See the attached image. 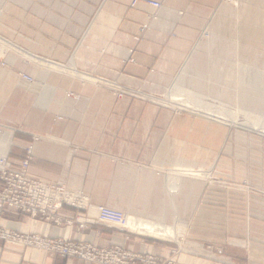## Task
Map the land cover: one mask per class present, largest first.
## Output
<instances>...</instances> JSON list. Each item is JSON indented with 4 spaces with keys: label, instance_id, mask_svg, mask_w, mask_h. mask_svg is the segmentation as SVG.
<instances>
[{
    "label": "crops",
    "instance_id": "crops-1",
    "mask_svg": "<svg viewBox=\"0 0 264 264\" xmlns=\"http://www.w3.org/2000/svg\"><path fill=\"white\" fill-rule=\"evenodd\" d=\"M72 1L55 10L61 17L39 6L22 10L19 41L0 29L26 63L24 55L37 63L19 64L34 80L28 84L14 58L0 57L7 64L0 69V129L9 130L0 135V155L18 166L31 147L32 179L81 191L93 206L153 230L176 224L184 231L174 242L125 241L114 229L56 228L7 209L0 227L101 249L121 246L174 264H264V135L177 114L176 105L153 98L119 101L111 91L157 98L188 73L227 86L244 78L246 101L258 103L264 0H238V8L224 0H149L160 4L157 11L132 9L131 0ZM77 15L88 18L77 22ZM205 170L222 184L189 174ZM60 215L81 213L63 208ZM0 264L86 263L0 242Z\"/></svg>",
    "mask_w": 264,
    "mask_h": 264
},
{
    "label": "built area",
    "instance_id": "built-area-1",
    "mask_svg": "<svg viewBox=\"0 0 264 264\" xmlns=\"http://www.w3.org/2000/svg\"><path fill=\"white\" fill-rule=\"evenodd\" d=\"M139 5L154 11L161 7L160 4L149 0H131L130 2L132 9ZM151 18L154 19V15ZM145 29L146 27L141 28L142 31ZM129 54L132 55V51H129ZM128 62L133 63V60L129 59ZM20 78L27 83H33L30 76L21 75ZM112 88L117 99L127 94L125 90L114 86ZM30 158L31 147L25 149V157L18 166L11 164L6 154L0 155V214L7 209L26 215L32 220L48 222L56 228L76 226L80 231L95 225L101 226L116 230L122 234L125 241L135 237L159 242H174L175 238L172 239L168 234L163 237L143 235L141 221L137 222L138 219L108 207L93 206L81 191L69 190L32 179L28 173ZM63 208L75 210L81 215L73 218L63 217L60 215ZM134 223L136 225L132 227ZM0 242L86 264H174L154 256L135 254L121 246L101 249L83 242L66 241L61 238L50 239L38 234H20L2 227H0ZM177 252L173 251L171 254Z\"/></svg>",
    "mask_w": 264,
    "mask_h": 264
},
{
    "label": "rangeland",
    "instance_id": "rangeland-1",
    "mask_svg": "<svg viewBox=\"0 0 264 264\" xmlns=\"http://www.w3.org/2000/svg\"><path fill=\"white\" fill-rule=\"evenodd\" d=\"M224 2L232 6L233 8H238V6L241 4L238 0H224ZM73 5H76V3H73L72 0H0V29L2 31L5 30L10 35V38H12L13 40L19 41L21 38L19 30L21 16L20 12L22 10L28 9V12H31L36 6H39L40 8H45L46 10H48L49 17L55 18L63 16L56 13L55 10ZM64 17H66V15H64ZM83 17L88 18V16L77 15V22L84 19ZM4 24H9L8 26H10V28L6 27ZM208 37L209 35L207 33H204L202 36V38L205 39H207ZM0 42V57L3 58L5 56H11L12 58H14L15 62L17 63L15 65L17 76L20 78L21 75H26L19 68V64L25 66L26 63L25 59L22 57L23 52L20 50V48L16 45L13 46V42H8L1 36ZM26 64V66L33 67L37 63L28 60V63ZM6 66L7 64L1 60L0 69L5 68ZM246 85L248 84L245 83L244 78H240L239 82L237 81L235 86H227L226 84L223 85L213 83L211 80L208 79L197 78L196 76L187 73V75L176 79L173 82L171 89H169V91L157 98L148 95H137L131 92H129V94L123 95L121 99H117V97L115 95L114 96L116 100L119 101L123 98L152 101L150 100V98H153L155 100L158 99L157 101L161 103L170 104V102L167 101L169 96H177L178 94L181 96L184 95L186 99H189V102L193 103L194 106L198 107L196 109L202 108L205 111L209 110L211 112H214L215 114L213 115H216L217 113L223 115L224 117L221 118L223 119L222 123L218 124L206 118L195 116L192 112H185V106L181 104H176L180 102H174V105H178V109L175 111L177 114L193 116L202 119L207 123H213L218 126H229V129L231 130L251 134H261V131H264V97H262L261 100L258 98V103H252L250 100L246 101ZM8 131L9 130L7 129L1 128L0 135ZM209 171H207V173ZM189 174L197 178H203L207 183L210 184H222V182L215 180L211 176H208L206 174V170L203 175H201L200 173ZM160 228H168L172 231L174 230L175 237H180V233L184 231L180 230L176 224Z\"/></svg>",
    "mask_w": 264,
    "mask_h": 264
},
{
    "label": "bare ground",
    "instance_id": "bare-ground-1",
    "mask_svg": "<svg viewBox=\"0 0 264 264\" xmlns=\"http://www.w3.org/2000/svg\"><path fill=\"white\" fill-rule=\"evenodd\" d=\"M24 56H26L28 59H30V60H33L34 59V57H33V59L31 58V57H28L27 55H24ZM36 61H38V60H36ZM34 62V61H33ZM181 95H177V96H169L168 97V102H170V104H172V105H174L173 103L174 102H180V103H176V104H181V105H183V106H185V109H184V111H186V112H193V114L195 113V114H197V115H199L200 117L201 116H203V115H207V116H209V117H213L214 119H212V120H214L215 122H218V123H222V120L223 119H221V118H223L224 116L223 115H221V114H219V113H217L216 115H213V114H215L214 112H211V111H209V110H204V109H196V108H198V107H196V106H194V104L193 103H191V102H189L188 100L189 99H186V97L184 96V95H182L181 97H180ZM158 99H156V100H154V101H157ZM157 102H159V101H157ZM178 106V105H177ZM187 106V107H186ZM212 114V115H211ZM204 116V117H205ZM261 135H264V131H261ZM192 173V172H191ZM201 176V175H200ZM173 192V191H172ZM131 220V219H130ZM135 225H136V223H134V225H131L132 227H135ZM142 226V228H143V231L141 232L143 235H146V236H151V237H163V236H166L167 234L169 235V236H171L172 238H174L175 237V235H174V232L173 231H171V229H162V230H160L159 228V230H153V228L151 229V227L150 228H148L147 226H143V225H141L140 224V227ZM130 227V226H129ZM153 227V226H152ZM155 227V226H154ZM156 228V227H155Z\"/></svg>",
    "mask_w": 264,
    "mask_h": 264
}]
</instances>
